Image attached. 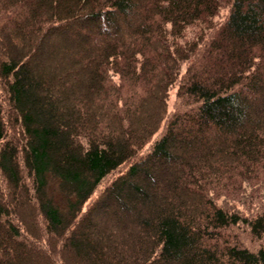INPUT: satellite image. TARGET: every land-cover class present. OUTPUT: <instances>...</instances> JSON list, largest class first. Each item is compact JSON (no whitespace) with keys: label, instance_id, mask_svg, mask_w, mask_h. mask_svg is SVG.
I'll list each match as a JSON object with an SVG mask.
<instances>
[{"label":"trees","instance_id":"obj_1","mask_svg":"<svg viewBox=\"0 0 264 264\" xmlns=\"http://www.w3.org/2000/svg\"><path fill=\"white\" fill-rule=\"evenodd\" d=\"M0 264H264V0H0Z\"/></svg>","mask_w":264,"mask_h":264},{"label":"rangeland","instance_id":"obj_2","mask_svg":"<svg viewBox=\"0 0 264 264\" xmlns=\"http://www.w3.org/2000/svg\"><path fill=\"white\" fill-rule=\"evenodd\" d=\"M174 99H175V90L173 89V90L170 92L169 99H168V100H169V107L172 106ZM111 205H113V204H112V203H109V206H111ZM111 207H112V206H111ZM100 210L105 211V212H109V211H111V210L107 211V210H105V208H102V209H100ZM100 213H101V211H100V212L98 211V212L96 213V214H98L97 216H99ZM109 213H110V212H109Z\"/></svg>","mask_w":264,"mask_h":264}]
</instances>
